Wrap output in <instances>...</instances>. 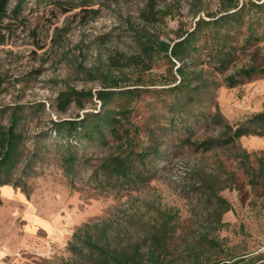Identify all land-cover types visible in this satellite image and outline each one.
<instances>
[{"label":"rangeland","instance_id":"1","mask_svg":"<svg viewBox=\"0 0 264 264\" xmlns=\"http://www.w3.org/2000/svg\"><path fill=\"white\" fill-rule=\"evenodd\" d=\"M263 1L25 0L15 15L11 0L0 44V124L20 118L22 140L13 167L0 162V264H94L95 248L75 236L87 222L98 243L139 247V259L153 251L165 264H264V188L250 184L242 151L188 143L222 134L212 117L219 109L232 124L264 109L263 75L234 87L226 80L264 63ZM153 4L173 13L152 21ZM240 7L241 23H211ZM200 19L211 23L194 41L201 55L158 54L150 71L109 64L112 55L141 53V38L175 42ZM229 50L234 56L222 62ZM107 86L116 93L104 103L98 92ZM72 88L93 96L59 111V93ZM110 110L121 122L118 134L105 127V143L95 124ZM74 119L83 121L78 131L68 138L67 125L60 135L57 124ZM240 143L258 169L264 136ZM113 157L127 160V175L115 174ZM214 194L232 209L222 211Z\"/></svg>","mask_w":264,"mask_h":264},{"label":"trees","instance_id":"2","mask_svg":"<svg viewBox=\"0 0 264 264\" xmlns=\"http://www.w3.org/2000/svg\"><path fill=\"white\" fill-rule=\"evenodd\" d=\"M10 2L11 0H0V44L5 41L6 30L10 27V24L5 22V20L10 16ZM24 2L25 0H18L15 8L13 9V13L15 15H18ZM242 7L233 12L225 13L223 16L213 20L215 22L211 23H214V26H216L220 20H228L235 17H238V22L241 23L243 19V15L241 14ZM259 8L264 10V1L259 4ZM161 12L163 13V16L171 15L173 13L172 11L166 10L165 8H156V4H153V11L150 13L151 20L157 21L161 17ZM237 14H239V16ZM211 23L203 19L198 20L196 27L192 31H187L183 36L179 37V40L175 42L161 40L156 36H150L146 40L141 38L138 41V44L141 48V53L127 55L126 53L121 52V56L112 55L109 57V64L111 67L119 70L127 68H140L144 71H150L153 68L156 56L158 54H165L169 58L174 57L180 61L185 58H189L194 54L197 56L201 55L202 48L199 44L194 43V41L199 39V34L204 32ZM250 39L251 37L249 36L247 40L250 41ZM260 39L262 38L259 36L258 40ZM232 56H234V52L229 50L228 54L224 56L221 61L223 62L224 59L230 58ZM178 70L180 71L183 78L186 79V72L182 65L178 67ZM256 75L264 76V63L260 65L242 67L234 74L228 75L226 80L228 82V86L234 87L242 83L243 79H252ZM183 78L179 83L184 81ZM114 83L117 85L119 82L116 81ZM108 87L109 86L99 90L98 92V98L103 100L104 103H106L108 99L116 93V90L108 89ZM119 93L133 94V91L131 89L126 91L119 90ZM92 96V91L79 90L75 88L65 90L59 93L56 100V107L61 112L67 111L68 107L74 102H77L79 106L82 107L83 100ZM191 97L193 98L194 94H191ZM212 117L213 120L221 125L222 134L219 137H209L202 141H196L189 138L188 143L194 145L196 149H202L204 151L210 150L216 145L231 146L234 149L242 151V153L238 155L241 157L245 173L250 179V184L254 186L259 184L264 188V156L258 157L256 155L257 161L262 164L257 169L255 166H253V154L247 151L240 143L241 137L246 135L264 136V109L253 114L238 124L230 123L222 115L220 109ZM19 121L20 118L15 116L12 118V122L9 127H5L4 125L0 124V162L8 170L14 165V159L18 154L19 145L22 140L21 133L16 132V127ZM120 122L121 118H116L114 112L110 110L107 112V114L102 115L99 118V121L95 124V133H98L101 137V140L106 143L107 136L105 127L109 126L111 129L110 131L118 134ZM82 123V120L76 119L63 120L57 124V128L60 135H63V129L69 125L70 127L68 129L67 137L70 138L78 131V128L82 126ZM110 160H115L116 162L114 170L118 177H121L125 174L127 175L128 164L125 158L113 157ZM66 162L70 166L73 165L75 163L74 156L70 155L66 159ZM8 184V181H3L1 183V185ZM212 197L216 199V205L219 208H222V211L226 212L232 209V204L226 198L218 196L217 194H214ZM2 202L3 200L0 197V204H2ZM85 224L87 225L77 230L75 236L77 239L82 240L85 245L95 248V253H93L95 259L92 257V262L94 264H165V259L161 256L155 257V253L153 251L150 253L152 255L147 260H144L137 257V255L140 253L139 247H136V250L130 252L128 249H114L103 246L94 240V236L91 233L92 230L89 229L91 228L90 224L92 223L87 222ZM162 225L164 227L163 232L167 234L166 222H164ZM100 233L108 235L106 228L101 229ZM153 237L161 239V236L158 234H154Z\"/></svg>","mask_w":264,"mask_h":264}]
</instances>
